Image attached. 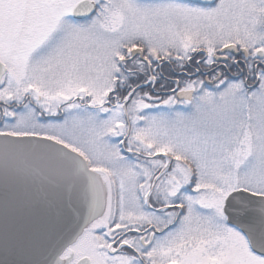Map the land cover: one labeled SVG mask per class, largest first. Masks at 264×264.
<instances>
[{"label": "snow or ice", "instance_id": "6c2138e0", "mask_svg": "<svg viewBox=\"0 0 264 264\" xmlns=\"http://www.w3.org/2000/svg\"><path fill=\"white\" fill-rule=\"evenodd\" d=\"M0 264H264V0H0Z\"/></svg>", "mask_w": 264, "mask_h": 264}]
</instances>
